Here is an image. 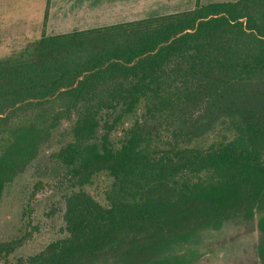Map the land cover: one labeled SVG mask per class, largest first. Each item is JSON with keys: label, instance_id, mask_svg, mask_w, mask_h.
I'll return each instance as SVG.
<instances>
[{"label": "trees", "instance_id": "trees-1", "mask_svg": "<svg viewBox=\"0 0 264 264\" xmlns=\"http://www.w3.org/2000/svg\"><path fill=\"white\" fill-rule=\"evenodd\" d=\"M64 123L47 161L65 234L14 263L31 233L0 241V264H195L205 233L242 221L264 264V0L43 31L30 55L0 60V199ZM102 171L107 205L84 189Z\"/></svg>", "mask_w": 264, "mask_h": 264}, {"label": "rangeland", "instance_id": "rangeland-1", "mask_svg": "<svg viewBox=\"0 0 264 264\" xmlns=\"http://www.w3.org/2000/svg\"><path fill=\"white\" fill-rule=\"evenodd\" d=\"M213 1L228 0H199V3ZM196 2L197 0H8L6 10L3 1L0 2V60L30 55L36 49L43 31L50 36L189 10ZM141 112L142 104H139L135 112L123 115L110 134L115 147L121 144L125 130ZM68 132L69 123H64L55 130L50 147L44 148L39 157L4 188L0 199V241L31 233V238L8 256V263L39 251L51 240L65 234L62 213L66 187L60 185V174L58 176L47 157L69 139ZM215 139V135L209 134L197 144L206 146ZM112 182L113 178L102 171L95 174L92 182L85 185L84 189L100 203L107 205V193ZM247 225L251 226L250 223ZM247 225L243 221L225 222L220 228L205 233L193 245L199 250L195 264L255 262L259 233L257 229Z\"/></svg>", "mask_w": 264, "mask_h": 264}, {"label": "crops", "instance_id": "crops-1", "mask_svg": "<svg viewBox=\"0 0 264 264\" xmlns=\"http://www.w3.org/2000/svg\"><path fill=\"white\" fill-rule=\"evenodd\" d=\"M3 1H5V4H6V6H5V9L7 10V8H8V0H0V2H3Z\"/></svg>", "mask_w": 264, "mask_h": 264}]
</instances>
